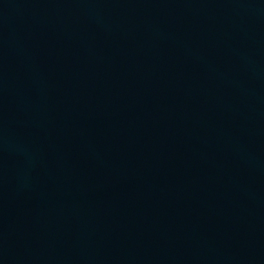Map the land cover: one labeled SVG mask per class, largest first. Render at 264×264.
Returning <instances> with one entry per match:
<instances>
[{
	"label": "water",
	"instance_id": "obj_1",
	"mask_svg": "<svg viewBox=\"0 0 264 264\" xmlns=\"http://www.w3.org/2000/svg\"><path fill=\"white\" fill-rule=\"evenodd\" d=\"M0 264H264V0H0Z\"/></svg>",
	"mask_w": 264,
	"mask_h": 264
}]
</instances>
